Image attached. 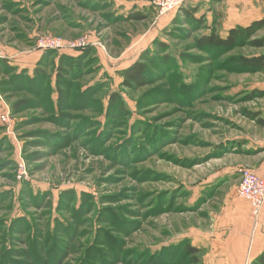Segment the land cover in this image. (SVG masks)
<instances>
[{"label":"rangeland","instance_id":"rangeland-1","mask_svg":"<svg viewBox=\"0 0 264 264\" xmlns=\"http://www.w3.org/2000/svg\"><path fill=\"white\" fill-rule=\"evenodd\" d=\"M154 1L0 0V59L33 76L36 66L13 61L36 53L38 36L87 35L94 44L73 73L78 78L68 79L79 85L75 93L100 88L89 110L61 116L34 105L17 114L11 109V131L0 122V264H22L23 249L50 252L49 238L60 242L49 254L56 264H192L185 245L192 230L210 226L221 211L224 179L238 184L239 169L250 168L245 154L264 161V126L257 121L264 97H250L264 89V71L241 70L229 59L264 48H237L211 60L194 42L209 28L173 25L195 0H183L167 17ZM196 3V17L212 26L221 4ZM131 12L145 19L127 18ZM57 55L46 61L51 78ZM166 56L169 66H155L147 85L122 86L123 70L147 57L162 64ZM7 79L0 76V112L32 97L4 94ZM115 91L123 101L106 114ZM19 156L26 181L17 179Z\"/></svg>","mask_w":264,"mask_h":264},{"label":"trees","instance_id":"trees-1","mask_svg":"<svg viewBox=\"0 0 264 264\" xmlns=\"http://www.w3.org/2000/svg\"><path fill=\"white\" fill-rule=\"evenodd\" d=\"M180 11L179 15H176L173 20V25H177L182 20L183 24H189L195 31L209 28L208 32L195 37L194 42L195 47L207 53L211 60H217L221 58L223 54L232 52L237 48H264V36L256 37V34L264 29V18L256 20L247 26L231 28L227 35L223 36L215 27H208V25H205L204 17H196L195 14L198 11L197 7H186ZM127 18L143 20L145 19V15L141 12H131ZM159 44L165 47L164 43L161 44L159 42ZM87 50H89V48L85 47L79 50V53H77V51L76 55L56 50H45L33 70V76L28 75L29 73L27 71V74L22 72L18 73L20 70L17 67L10 65L5 59H0V76L8 78L6 82L1 83V91L9 95L21 94V92H30L32 95L31 99L21 98L12 102L11 109L13 114L21 113L34 105L39 107L48 106L47 110L50 112H54V108H56L57 114L61 116H65V112L72 109L89 110L90 96L95 98L94 95L100 91V88L98 86H89L86 88L78 87L75 93L74 88L76 85H79H75V82L69 81L68 79L69 77H73L74 79L78 78L73 73L83 68ZM56 54L58 55L56 66L53 70L54 77L51 78L50 75L46 74V61L50 60L51 62V60H53V55L56 56ZM149 59L151 58H142L121 72L123 87L133 88L135 86H145L148 84L155 66L160 65L161 69L162 66H169L170 64L167 56L164 59L162 58V64ZM229 59L234 62L235 67L241 70L252 73L264 71V53L249 56L241 54L232 56ZM149 61L154 65L148 63ZM95 91L97 92L94 93ZM93 93L94 95H92ZM122 96V94L116 91L110 94L108 104L105 106L106 114L107 112L109 114L111 112V115L113 114V108L118 102L123 101ZM257 96L264 97V89L254 90L250 95V97ZM248 114L250 117L252 116L253 119L257 117L255 114ZM257 121L260 125L264 126V118L259 117ZM20 220L26 222V218ZM49 243H52L53 248H51V251H53L55 246H59L60 244L59 241H54L51 238H49ZM45 247L47 249H40L39 251L37 248L33 251L27 249L21 250V254L23 258H25V262H22V264H56L57 258L49 255L51 251H47L46 253L48 247ZM185 250L189 256H191L190 262L192 264H204L201 257L198 256L200 250L197 247L187 243L185 245ZM255 264H264V254L260 256Z\"/></svg>","mask_w":264,"mask_h":264},{"label":"crops","instance_id":"crops-1","mask_svg":"<svg viewBox=\"0 0 264 264\" xmlns=\"http://www.w3.org/2000/svg\"><path fill=\"white\" fill-rule=\"evenodd\" d=\"M198 1L202 0L188 3V7H196ZM212 1L221 6L220 9L212 11L211 25L223 36L227 35L231 28L247 26L264 18V0ZM198 12L199 9L196 13ZM66 53L76 55V52ZM42 54L43 51L37 49L36 53L15 60L13 64L19 65L20 68L33 69ZM245 157L242 162L247 163L257 174H264V161L255 162L254 155L245 154ZM226 172L228 171L224 173ZM240 179L239 174L238 184L231 186L227 185L231 182L227 178L224 179V185L220 187V190H223L221 211L217 215L214 214L210 226L192 230L189 235L192 245L200 250L204 264H253L264 254V204L256 213L253 204L238 193Z\"/></svg>","mask_w":264,"mask_h":264},{"label":"built area","instance_id":"built-area-1","mask_svg":"<svg viewBox=\"0 0 264 264\" xmlns=\"http://www.w3.org/2000/svg\"><path fill=\"white\" fill-rule=\"evenodd\" d=\"M183 0H155L154 5L159 16L170 14L177 10ZM89 44H94L91 37L84 35L78 38L65 39L56 35H40L36 38V48L45 50H56L60 52H77ZM0 122L6 126L8 131L14 126V119L11 114V108L5 105V108L0 113ZM240 184L238 193L241 197L249 200L257 213L264 204V174H257L248 167H241ZM17 179L26 181L29 179V171L25 160L19 156L17 163Z\"/></svg>","mask_w":264,"mask_h":264}]
</instances>
